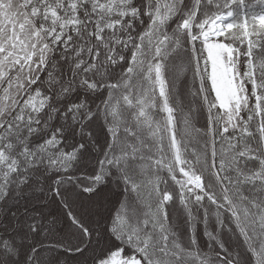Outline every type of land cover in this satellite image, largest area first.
Returning <instances> with one entry per match:
<instances>
[{
	"label": "snow or ice",
	"instance_id": "6c2138e0",
	"mask_svg": "<svg viewBox=\"0 0 264 264\" xmlns=\"http://www.w3.org/2000/svg\"><path fill=\"white\" fill-rule=\"evenodd\" d=\"M0 264H264V0H0Z\"/></svg>",
	"mask_w": 264,
	"mask_h": 264
}]
</instances>
